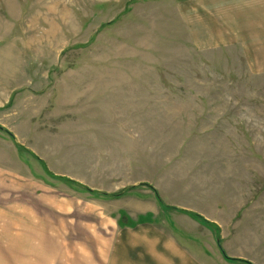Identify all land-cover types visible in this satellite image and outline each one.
Listing matches in <instances>:
<instances>
[{
  "label": "rangeland",
  "instance_id": "obj_1",
  "mask_svg": "<svg viewBox=\"0 0 264 264\" xmlns=\"http://www.w3.org/2000/svg\"><path fill=\"white\" fill-rule=\"evenodd\" d=\"M235 6L0 0V264L43 263L15 248V200L61 201L49 232L84 241L155 209L123 198L150 187L206 264H264V47L233 38Z\"/></svg>",
  "mask_w": 264,
  "mask_h": 264
},
{
  "label": "crops",
  "instance_id": "obj_2",
  "mask_svg": "<svg viewBox=\"0 0 264 264\" xmlns=\"http://www.w3.org/2000/svg\"><path fill=\"white\" fill-rule=\"evenodd\" d=\"M231 2L236 3L231 10L234 16L229 26L236 31L233 38L243 46L255 45V50L259 48V43L264 47V0ZM216 35L219 41L221 36ZM221 43L223 41H219L218 45ZM12 104L9 109L14 111L15 103ZM0 125L8 128L2 122ZM123 196L135 198L133 201L143 207L153 204L156 208H147L145 215L141 214L137 219L130 218L122 208L119 217L114 213L107 214L106 219L110 220L108 224L103 225L100 220L92 224L95 230L91 232L94 234L88 233V240L84 241L81 237L75 240L72 237L81 234L77 225L69 228L60 225L55 227V233L49 232L48 219L59 220L62 224L60 212L57 211V206L62 207L61 201L55 198L47 201L46 197L17 199L13 206L18 208V214L9 218L19 226L11 239H14L15 248H25L19 250L20 253L42 252V264H206L204 257L208 254L203 249L202 253L196 251L192 236L178 228L170 209L159 203L156 195L131 192ZM47 202L54 211H48ZM157 209L162 211V218L155 216ZM34 236L36 238L33 240ZM35 246L39 248L35 249Z\"/></svg>",
  "mask_w": 264,
  "mask_h": 264
},
{
  "label": "trees",
  "instance_id": "obj_3",
  "mask_svg": "<svg viewBox=\"0 0 264 264\" xmlns=\"http://www.w3.org/2000/svg\"><path fill=\"white\" fill-rule=\"evenodd\" d=\"M0 130L1 131H3V132H6L8 135H9V137H11L13 140H14V137H13V135H12V133H10L6 128H3L1 125H0ZM18 147H20V145L18 144ZM21 149H24V148H22V147H20ZM60 179H62L61 178V176H58ZM67 182H74L73 180H71V179H65ZM74 183H76V182H74ZM77 185H80V186H82L81 184H78V183H76ZM84 187V186H83ZM86 190H88L91 194H98V195H102V196H104V197H119V196H121V195H123V193L124 192H126V191H122V192H119V193H116V194H113V193H104V192H98V191H92V190H90V189H88V187H84ZM151 189H153V192H155V194H156V196H157V199H158V201H159V203H161V201H160V199L158 198V192H156V190L153 188V187H150ZM191 216H195V218H197L203 225H211L210 223V221L208 220V219H205L202 215H200V214H198V213H196V212H194V213H189ZM220 251H222L223 252V255L225 256V257H227L226 256V254H225V252L222 250V248H220ZM227 259H229V260H233V259H237V258H228L227 257ZM237 260H240V261H243V260H241V259H237ZM248 262V261H247ZM250 264H252L251 262H249Z\"/></svg>",
  "mask_w": 264,
  "mask_h": 264
}]
</instances>
